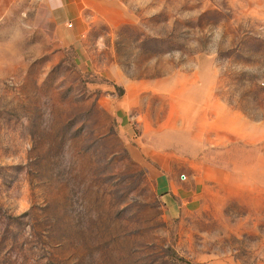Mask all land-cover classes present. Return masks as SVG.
Listing matches in <instances>:
<instances>
[{
  "label": "rangeland",
  "instance_id": "374dc122",
  "mask_svg": "<svg viewBox=\"0 0 264 264\" xmlns=\"http://www.w3.org/2000/svg\"><path fill=\"white\" fill-rule=\"evenodd\" d=\"M0 264H264V0H0Z\"/></svg>",
  "mask_w": 264,
  "mask_h": 264
},
{
  "label": "crops",
  "instance_id": "0c3cea01",
  "mask_svg": "<svg viewBox=\"0 0 264 264\" xmlns=\"http://www.w3.org/2000/svg\"><path fill=\"white\" fill-rule=\"evenodd\" d=\"M157 166L156 168L150 167V175L154 180L156 191L159 193H168L172 194L173 196L179 195V188L180 183L171 175L170 172L168 173L163 169L159 164L153 165ZM164 170V171H163Z\"/></svg>",
  "mask_w": 264,
  "mask_h": 264
}]
</instances>
